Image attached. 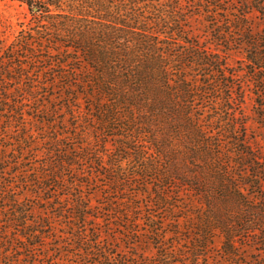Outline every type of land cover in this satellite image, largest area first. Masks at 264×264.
<instances>
[{
    "label": "trees",
    "instance_id": "16d2710c",
    "mask_svg": "<svg viewBox=\"0 0 264 264\" xmlns=\"http://www.w3.org/2000/svg\"><path fill=\"white\" fill-rule=\"evenodd\" d=\"M19 1L0 264H264V0Z\"/></svg>",
    "mask_w": 264,
    "mask_h": 264
},
{
    "label": "rangeland",
    "instance_id": "374dc122",
    "mask_svg": "<svg viewBox=\"0 0 264 264\" xmlns=\"http://www.w3.org/2000/svg\"><path fill=\"white\" fill-rule=\"evenodd\" d=\"M29 15L27 6L19 0H0V47L9 46L13 42L21 32ZM243 60L244 56L242 53H235L231 58V66H241ZM9 78L22 81L28 80L29 78L47 79L51 78V76L39 72H35L33 75L27 73L25 76L13 73L9 75ZM243 79H245L243 75H237L236 77L237 82L243 81ZM253 100L249 91L247 103L244 108L245 118L249 120V133L251 135L258 134L264 136V127L258 121L256 122V107ZM34 201L39 206H43V203H39L37 200Z\"/></svg>",
    "mask_w": 264,
    "mask_h": 264
}]
</instances>
